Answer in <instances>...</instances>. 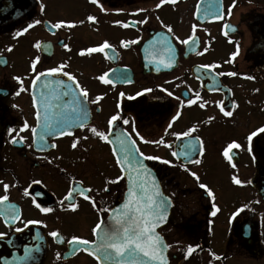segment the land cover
Returning a JSON list of instances; mask_svg holds the SVG:
<instances>
[{
    "label": "flooded vegetation",
    "instance_id": "1",
    "mask_svg": "<svg viewBox=\"0 0 264 264\" xmlns=\"http://www.w3.org/2000/svg\"><path fill=\"white\" fill-rule=\"evenodd\" d=\"M112 126L170 201L169 264H264V0H0V264H98L68 241L123 199Z\"/></svg>",
    "mask_w": 264,
    "mask_h": 264
},
{
    "label": "snow or ice",
    "instance_id": "2",
    "mask_svg": "<svg viewBox=\"0 0 264 264\" xmlns=\"http://www.w3.org/2000/svg\"><path fill=\"white\" fill-rule=\"evenodd\" d=\"M95 2V0H93ZM159 7V5H157ZM89 20H94L95 18L92 16L88 17ZM146 22V21H142ZM36 23H40V21H36ZM64 21H58L57 23H54L51 25L52 28H60L64 26ZM33 25L29 24L28 27L31 28ZM69 26H72L71 24ZM171 29H169L170 31ZM186 43V41H185ZM107 43L100 45L98 48H89L87 51L89 53L91 52H97L102 51L105 47H108ZM64 47L67 48V45H64ZM81 55L84 53L81 52ZM50 73H56L58 71L57 68H51L47 70ZM231 75H235V73H230ZM64 75H68V73H64ZM105 76H107V73L104 75L98 77L103 83L109 84L111 83L110 80L105 79ZM72 79V77H69ZM17 80H19V77H16ZM87 92L83 91L82 96L84 99H87ZM121 95H123L121 93ZM58 98V97H57ZM99 97H97V100ZM70 103H77L76 100L71 101ZM189 103H192L190 100ZM52 107L51 104L45 103V109H48ZM64 107H67L65 105ZM201 108L204 107L203 104L200 105ZM223 111V109H222ZM231 112H224V115L230 116ZM37 119H41V113L37 111L36 113ZM66 119V117H65ZM119 117L117 115H112L108 120V125H113L114 121H117ZM175 119V117L173 118ZM44 124L43 128L44 131L40 134V139L44 140L45 135H47L48 130L51 129L53 126V119L50 114L46 111L43 116ZM124 123L127 124L128 121L124 120ZM83 127V124L80 125ZM28 125L25 123L24 128H27ZM23 130V129H21ZM32 132L35 134L36 129L32 128ZM93 133H95L101 140H106L107 137L101 133L98 132L95 127L91 129ZM189 131H192L190 129ZM262 133H264V129H260ZM184 135H188V133H184ZM256 133L252 132L249 136V139H251V136H255ZM198 139V138H197ZM15 141V138H13ZM134 143V142H133ZM121 144V153L123 154V161L121 159H117V163L120 164L122 162L126 163H135L140 164L139 161L135 160L134 153L128 148V145L124 139H120ZM73 148L76 147V143H73ZM239 147V144L232 142L228 144L227 148L224 150V155H228V149L237 148ZM192 151L191 145H185L182 149V152L187 155L188 152ZM173 155H177L176 153H173ZM147 159H158L157 157H147ZM199 162V161H197ZM167 163V161H165ZM140 169H143V165L140 164ZM138 174V173H137ZM195 175V174H193ZM235 183L239 184L240 181L233 178ZM9 185L5 184L4 188L7 190ZM134 187L139 188V192H134L132 189H129V195L131 196L132 200L134 201L136 207L134 209H131L128 213H125L121 216L115 217V223L119 225V228L114 229L110 232L106 231L101 237V240L103 241L101 244L97 246V252L103 250L104 260H109L113 256V252L109 251V249L113 250L115 253L116 259L115 264H149L151 261V264H165L164 256L162 255L163 250L168 248L169 245L166 244L162 238L155 234L154 232V222L160 221L163 222V209L167 206V201L163 198V196L159 192H154L153 194H149V190L146 188H140V183L138 182ZM201 188H204L205 185L201 184ZM90 191V190H89ZM210 196L212 195L211 192L208 193ZM85 199H89V196H85ZM6 196H0V201L6 200ZM66 199L71 200L72 199V193L70 191L69 195L66 197ZM39 207V205H37ZM42 211H50V209L44 208ZM139 214V215H137ZM215 214V213H213ZM134 217V219H133ZM131 220V225L129 226V221ZM28 223H36V221H28ZM101 228V224H96L95 227L92 229L93 234H97V230ZM122 233V235H121ZM3 234H0L2 236ZM52 237L57 236V232L53 231L50 233ZM69 244L77 243L82 244L85 246H88L89 244H96L95 241H89L87 239H82L79 237H72L71 240L68 241ZM194 251L193 246L187 247V253L191 254ZM93 254V253H90ZM99 259L100 257L97 256ZM187 258V255L186 257ZM219 257H217L218 259Z\"/></svg>",
    "mask_w": 264,
    "mask_h": 264
},
{
    "label": "water",
    "instance_id": "3",
    "mask_svg": "<svg viewBox=\"0 0 264 264\" xmlns=\"http://www.w3.org/2000/svg\"><path fill=\"white\" fill-rule=\"evenodd\" d=\"M36 82L38 83L39 79H37ZM33 94H35V93L33 92ZM73 119H74V122L76 123L78 118L76 116H74ZM120 139H124L126 141L128 148L135 155V160L139 161L140 164L143 165V169L142 170L140 169V164L126 163V162H122L119 164L124 175H125V179L127 181V192L125 195V202L123 203V205H120V207L114 209L109 214V216L104 221H102L100 223L101 228L98 229L97 234H95L96 244H89L88 246L82 245V247L87 252L93 253L91 255L99 262V264H115L116 259H118L117 257H115L114 251L109 249V251L113 252V256L109 260H104L103 259L104 252H103V250L97 252V246L103 242L101 240V237L104 234V232H106V231L110 232L114 229L119 228V225H117L115 223L114 218L121 216L125 213H128L131 209H134L136 207L134 201L132 200L131 196L129 195V189H132L134 192L138 193L140 189L134 187V185H136L139 182L140 188H146L147 190H149L150 195L153 194L154 192H159L163 196V198L166 201H168L167 198L161 193L160 188L157 184V181L153 175V172L145 166L144 161H143V157L140 156L136 147L133 145V143L131 142L129 137L126 136L119 128L116 131H114L111 134V137L109 138V142L112 146V150H113V153H114L116 159H121L123 161V154L120 151V149H121ZM168 213H169V209H168V204H167V206L163 209V222H160V221L154 222L153 226H154L155 234L159 235L157 233V228L165 223V221L168 218ZM137 215H139V214H137ZM133 219H134V217H133ZM130 225H131V220L129 221V226ZM121 235H122V233H121ZM162 240H163V238H162ZM162 255L164 256L165 264H168L166 249L163 250ZM97 256H99L100 258L98 259ZM149 264H151V261L149 262Z\"/></svg>",
    "mask_w": 264,
    "mask_h": 264
},
{
    "label": "rangeland",
    "instance_id": "4",
    "mask_svg": "<svg viewBox=\"0 0 264 264\" xmlns=\"http://www.w3.org/2000/svg\"><path fill=\"white\" fill-rule=\"evenodd\" d=\"M212 233H213V234H212V238H214V239H222V238H223V234H222V232L219 231V230H215V231H213ZM216 243H217V242H216Z\"/></svg>",
    "mask_w": 264,
    "mask_h": 264
}]
</instances>
